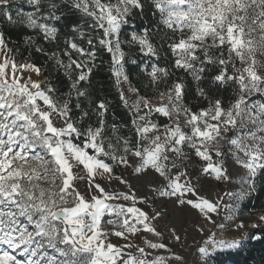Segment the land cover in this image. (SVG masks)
<instances>
[{
  "label": "rangeland",
  "instance_id": "374dc122",
  "mask_svg": "<svg viewBox=\"0 0 264 264\" xmlns=\"http://www.w3.org/2000/svg\"><path fill=\"white\" fill-rule=\"evenodd\" d=\"M74 2L104 27L139 146L124 161L114 157L115 174L93 141L95 156L75 147L39 70L0 35V264H158L140 225L188 230L194 264H215L207 231L223 230L233 252L264 226V212L242 211L264 164V0H216L186 28L160 21L177 34L169 41L177 69L197 78V52L212 46L238 87L229 108L197 113L183 104L182 84H169L168 62L129 24L138 0ZM127 64H139L152 96L130 83ZM154 113L169 123L159 127Z\"/></svg>",
  "mask_w": 264,
  "mask_h": 264
},
{
  "label": "trees",
  "instance_id": "16d2710c",
  "mask_svg": "<svg viewBox=\"0 0 264 264\" xmlns=\"http://www.w3.org/2000/svg\"><path fill=\"white\" fill-rule=\"evenodd\" d=\"M0 1L1 38L20 59L39 70L40 88L69 122L71 143L91 157L96 155L88 147L93 141L102 152L98 160L117 173L114 157L124 161L137 150L139 138L114 75L104 27L84 13L75 0ZM138 3L129 24L136 32H144L156 54L168 62L169 84H182V102L187 109L197 113L215 104L229 108L239 90L225 79L228 70L214 48L203 46L197 52V78L177 69L169 43L177 34L161 24L152 0ZM29 16L38 20L32 24ZM125 69L140 95L152 96L151 87L144 89L139 82L144 79L139 64H127ZM150 119L159 127L169 123L157 113ZM242 211L264 212V164L254 179L253 192L242 203ZM215 264H264V226L254 229L238 250L217 253Z\"/></svg>",
  "mask_w": 264,
  "mask_h": 264
},
{
  "label": "built area",
  "instance_id": "2783aa9c",
  "mask_svg": "<svg viewBox=\"0 0 264 264\" xmlns=\"http://www.w3.org/2000/svg\"><path fill=\"white\" fill-rule=\"evenodd\" d=\"M161 17L171 26L189 27L201 22L216 0H152ZM139 239L158 264H194L191 235L186 229H160L140 225ZM229 239L223 230H209L203 247L209 253L227 252Z\"/></svg>",
  "mask_w": 264,
  "mask_h": 264
}]
</instances>
